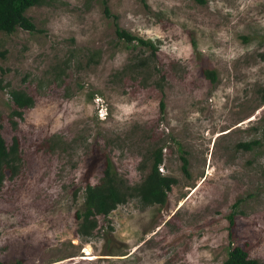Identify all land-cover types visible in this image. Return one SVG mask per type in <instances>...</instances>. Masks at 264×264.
<instances>
[{"label":"rangeland","instance_id":"374dc122","mask_svg":"<svg viewBox=\"0 0 264 264\" xmlns=\"http://www.w3.org/2000/svg\"><path fill=\"white\" fill-rule=\"evenodd\" d=\"M107 5L44 0L26 10L34 30L0 31V131L22 157L0 189V262L220 264L230 244L264 261V140L237 146L263 134L264 0ZM12 87L34 99L21 117ZM157 146L177 179L166 203L130 196L80 236L75 212L106 158L134 183Z\"/></svg>","mask_w":264,"mask_h":264},{"label":"trees","instance_id":"16d2710c","mask_svg":"<svg viewBox=\"0 0 264 264\" xmlns=\"http://www.w3.org/2000/svg\"><path fill=\"white\" fill-rule=\"evenodd\" d=\"M44 0H0V31L7 33L15 31L18 27L34 30L35 24L31 17L26 14L27 8L35 4H41ZM108 0H102L104 10L109 13ZM204 1V0H200ZM116 33L124 41L136 45L151 47V54L155 53V45L149 38L136 35L129 30L116 24ZM6 48H0V60L5 58ZM138 64L147 65V59L141 57ZM206 76L211 80L216 79L214 69L206 68ZM11 99L14 104L12 113L22 116L23 109L30 107L34 103L33 96L22 88H10ZM264 102V94L262 96ZM164 100L160 99V109H164ZM261 138H253L238 142L237 146L244 149H251L260 145L264 140V127ZM181 149V148H179ZM182 169L188 174V158L181 154ZM20 142L17 135L12 136L10 143H7L0 131V189L4 178L9 172L11 176L18 173L21 165ZM163 161V146H157L153 149L151 161L147 173L140 181L131 183L119 174L117 168L109 157L105 160V166L97 182L88 181L85 184L83 202L80 208L75 212L78 219L77 232L80 236H89L93 234L98 226V215H108L117 204L124 202L130 196H137L145 205L164 204L167 201L168 192L171 190L177 179L171 174L162 171L161 163ZM230 224H233V213H230ZM0 264H2L0 262ZM220 264H264L263 260L251 257L242 245L230 244L227 249L226 257Z\"/></svg>","mask_w":264,"mask_h":264}]
</instances>
